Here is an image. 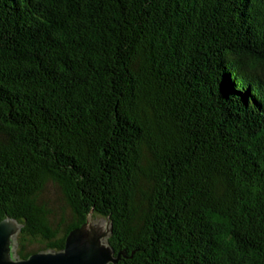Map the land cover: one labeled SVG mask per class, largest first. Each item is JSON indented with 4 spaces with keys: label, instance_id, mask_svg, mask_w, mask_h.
<instances>
[{
    "label": "trees",
    "instance_id": "1",
    "mask_svg": "<svg viewBox=\"0 0 264 264\" xmlns=\"http://www.w3.org/2000/svg\"><path fill=\"white\" fill-rule=\"evenodd\" d=\"M90 216L111 264H264V0H0V223Z\"/></svg>",
    "mask_w": 264,
    "mask_h": 264
},
{
    "label": "water",
    "instance_id": "2",
    "mask_svg": "<svg viewBox=\"0 0 264 264\" xmlns=\"http://www.w3.org/2000/svg\"><path fill=\"white\" fill-rule=\"evenodd\" d=\"M20 230L16 220L0 223V264H111L119 260L106 240L112 232L109 220H92L90 216L69 234L62 251L36 253L22 260L16 255Z\"/></svg>",
    "mask_w": 264,
    "mask_h": 264
},
{
    "label": "rangeland",
    "instance_id": "3",
    "mask_svg": "<svg viewBox=\"0 0 264 264\" xmlns=\"http://www.w3.org/2000/svg\"><path fill=\"white\" fill-rule=\"evenodd\" d=\"M49 196L47 197L52 203H54V204H58V205H60V203L62 202V195H61V193L57 190V189H49V194H48ZM47 196V195H46ZM91 219L92 220H101V219H103V220H105L106 221V219H104V218H102V217H93V216H91ZM109 238L110 237H108V238H106V240H109ZM17 251V250H16Z\"/></svg>",
    "mask_w": 264,
    "mask_h": 264
}]
</instances>
